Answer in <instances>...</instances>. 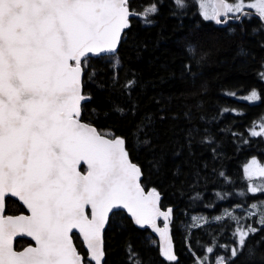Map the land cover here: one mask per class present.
<instances>
[{"label": "trees", "instance_id": "trees-1", "mask_svg": "<svg viewBox=\"0 0 264 264\" xmlns=\"http://www.w3.org/2000/svg\"><path fill=\"white\" fill-rule=\"evenodd\" d=\"M152 4V23L130 18L115 56L87 59L82 94L90 99L82 102V122L125 139L145 192L155 189L160 211L172 210L177 259L161 255L163 243L149 226L115 211L103 237V264H137L129 246L142 264H216L237 247L234 233L241 226L257 231L228 264H264V214L252 207L264 201V191L249 194L243 173L252 157L264 160L262 136L250 133L264 123V26L253 15L222 26L205 21L193 0L182 9L174 0H129L137 13ZM128 81L134 86L126 88ZM251 90L259 93L256 104L227 96ZM24 212L6 199L5 215ZM157 222L163 228L161 217ZM28 243L19 239L16 249Z\"/></svg>", "mask_w": 264, "mask_h": 264}, {"label": "snow or ice", "instance_id": "snow-or-ice-1", "mask_svg": "<svg viewBox=\"0 0 264 264\" xmlns=\"http://www.w3.org/2000/svg\"><path fill=\"white\" fill-rule=\"evenodd\" d=\"M174 3L187 6L186 0ZM193 3L205 21L216 24L248 15L264 22V0ZM156 11L152 4L137 13L130 10L129 0H0V264H101L102 232L119 209L127 210L136 225L159 233L161 255L176 261L168 237L172 210L160 211L155 189L145 193L142 169L130 160L125 139L82 122L81 102L90 99L82 94L87 58L114 54L130 27L129 18L140 16L150 24L148 17ZM245 99L259 96L253 90ZM251 135H264V126ZM81 164L87 166L84 174ZM244 171L248 179L264 177V166L255 159ZM248 191L264 187L249 185ZM8 197L29 214L4 215ZM226 215L235 219L231 212ZM158 217L164 218L163 228L157 227ZM259 222L264 224V216ZM74 230L83 239L87 259L73 244ZM256 231L239 227L234 233L237 247L229 258L217 257L216 264L236 258ZM18 236L30 237L35 246L16 250ZM129 249L130 260L142 264Z\"/></svg>", "mask_w": 264, "mask_h": 264}, {"label": "rangeland", "instance_id": "rangeland-1", "mask_svg": "<svg viewBox=\"0 0 264 264\" xmlns=\"http://www.w3.org/2000/svg\"><path fill=\"white\" fill-rule=\"evenodd\" d=\"M248 2H250V0H245V3H248ZM197 5H198V4H197ZM245 10L253 11V12H254V10H249V9H245ZM198 11H199V7H198ZM199 12H200V11H199ZM231 15H232V14H231ZM253 16L257 17L256 15H253ZM262 74H264V67H263V69H262ZM262 80L264 81V75H262ZM252 91H253V90H251V91H249V92H247V93H245V94H241V95H237V94H235V93H231V92H230V93H227V96H228V97H229V96H231V97L235 96V98H236L238 101L243 102V103H246V104H256V103H258V101L260 100V97H259V99L255 100V101H250V100H248V99H245V97H248ZM255 91H256V93H257L258 96H259L258 91H257V90H255ZM262 126H264V123H259L258 127L261 128ZM260 128L255 129V131H259ZM251 132H252V131H250V133H251ZM262 138H263V140H264V135H262ZM253 159H255V160H256L261 166H264V160H261L259 157H256V156L252 157L247 163L244 164V167H243L244 177H245V179H246L247 182H248V187H249V185L257 186V187H264V183H263V181H264V177H260V178L254 177V178H252V179H248L247 176L245 175V171H244L245 166L248 165ZM247 189H248V188H247ZM258 192H263V191H257L256 193H251V192L248 191L249 194H253V195L257 194ZM263 200H264V199H263ZM254 205H256V208H257V209H260L261 212H262V214H264V207H262V205H264V201H263V202L256 203V204H254ZM261 225H262V224H261ZM73 241H74L75 247L77 248L79 254H81V253L79 252V249H78L79 247H81L82 250L85 252V250L83 249V243H82V241H81V240L79 239V237H78L77 235H75V234L73 235ZM162 243H163V241H162ZM81 256H82L83 258L86 259V252H85V257H84L82 254H81ZM219 257H220V256H219Z\"/></svg>", "mask_w": 264, "mask_h": 264}, {"label": "water", "instance_id": "water-1", "mask_svg": "<svg viewBox=\"0 0 264 264\" xmlns=\"http://www.w3.org/2000/svg\"><path fill=\"white\" fill-rule=\"evenodd\" d=\"M246 12H249V11H246ZM132 17H136V16H131L130 18H132ZM243 16H241V18H242ZM258 17V16H257ZM129 18V19H130ZM241 18L240 19H237V20H233L232 18H229V19H227V22H234V23H238L240 20H241ZM221 19L222 20H224L225 18L224 17H221ZM226 22V23H227ZM226 23H221V24H219V25H225ZM261 23L263 24V26H264V22H262L261 21ZM122 39H123V33H122V38H121V41H122ZM121 41H120V43H121ZM120 43H119V45H118V48H119V46H120ZM118 48H117V51L113 54V53H104V54H101V55H99V56H92V55H89V57L87 58V59H90V58H99V57H110V56H113V55H116L117 54V52H118ZM82 78H83V73H82ZM83 102V101H82ZM81 102V103H82ZM92 126V125H91ZM82 168H84L85 169V171H82ZM86 169H87V166L86 165H84V164H81V166H80V171L82 172V174H84V173H86ZM141 180H142V176H141ZM141 180H140V183H141ZM142 186V185H141ZM143 187V186H142ZM144 189V188H143ZM8 198H11V197H8ZM7 199V198H6ZM12 200H15V201H17V202H19L16 198H11ZM19 204H21L22 205V203L21 202H19ZM23 206V205H22ZM23 208L25 209V211H26V213H24L25 215H28L29 213L27 212V209L23 206ZM169 209H171V208H169ZM169 209H167L165 212H167ZM115 211H123V212H125L127 215H128V217L132 220V218H131V216L127 213V210H125V209H119V210H114V212ZM162 212V211H161ZM112 214V213H111ZM111 214H110V216H111ZM171 214H172V211H171ZM4 215H5V212H4ZM20 215V214H19ZM110 218V217H109ZM161 221H162V224L164 225V218L163 217H161ZM170 221H171V215H170V217H169V220H168V225H169V228H168V237L171 239V237H170ZM132 222L134 223V221L132 220ZM135 224V223H134ZM156 224H157V227H159L158 226V222H157V220H156ZM107 225H108V223L106 224V226H105V229L103 230V232H102V240H103V237H104V233H105V230H106V228H107ZM136 225V224H135ZM136 226H138V227H141V226H139V225H136ZM145 226H147V225H145ZM145 226H143V227H145ZM163 227V226H162ZM149 228L154 232V234L155 235H157V236H159V238H160V240L161 241H163L162 239H161V237H160V235H159V233H157V232H155L150 226H149ZM77 235L78 237H79V239L82 241V243H83V239H82V237H80L79 236V233L78 232H75V230H74V233H73V235ZM19 239H24V240H28V241H30L32 244H30L31 246H35V242L30 238V237H27V236H18V237H15L14 238V248L16 249V242H17V240H19ZM163 243H164V241H163ZM172 243V242H171ZM73 244H74V241H73ZM27 246H29V245H27ZM27 246H25V247H27ZM74 246H75V244H74ZM103 246H104V242H103ZM83 249L85 250V252H86V259H87V249H86V246L84 245V243H83ZM17 250V249H16ZM78 251V250H77ZM103 259H104V257L102 258V262H101V264H103ZM92 264H94V262H92Z\"/></svg>", "mask_w": 264, "mask_h": 264}, {"label": "flooded vegetation", "instance_id": "flooded-vegetation-1", "mask_svg": "<svg viewBox=\"0 0 264 264\" xmlns=\"http://www.w3.org/2000/svg\"><path fill=\"white\" fill-rule=\"evenodd\" d=\"M229 16H232V15H231V14H229ZM227 23H234V22H227ZM227 23H226V24H227ZM83 170H85V169H84V168H82V171H83ZM24 213H26V211H25ZM24 213H21V214H24ZM30 244H32V243L30 242V243L26 244L25 246H27V245H30Z\"/></svg>", "mask_w": 264, "mask_h": 264}]
</instances>
